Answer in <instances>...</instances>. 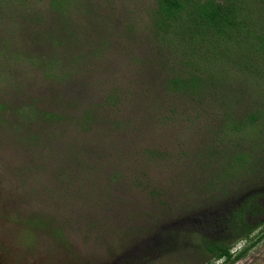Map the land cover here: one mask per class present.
<instances>
[{"label":"trees","instance_id":"obj_1","mask_svg":"<svg viewBox=\"0 0 264 264\" xmlns=\"http://www.w3.org/2000/svg\"><path fill=\"white\" fill-rule=\"evenodd\" d=\"M38 1H44L48 14H41L38 8L18 9L15 0H0V22H5L2 28L8 36L15 32L12 39L0 36L2 47H6L3 55L9 51L7 47L20 44L21 50H13L8 56L11 63L28 61V68L39 69L52 84H70L73 74H78L81 81L74 95L53 91L44 96L40 90L21 91L19 86L23 84L16 81L13 94L22 95L27 103L3 105L0 101V129L16 138L14 145L22 150L17 155L26 158L25 153L33 150L39 156L47 149L46 157H52L53 166L54 185L46 188L50 185L38 177L29 161L24 166L11 162V166L0 165V178L9 190L18 186V193L29 196L33 203L41 194H58L71 203L84 201L86 192L95 193L100 205L94 209L102 206L100 215L110 211L116 217L101 221V225L111 226L122 221L139 202L150 210H166L167 215L189 212L197 200H204L197 176L192 174L197 163L201 171L216 172L219 182L225 179L223 172L228 168V179L239 176L243 168L231 157H247L256 139L263 136L264 140V0H151L154 9L148 35H130L126 46L115 48L116 52H111L113 48L106 42L85 45L68 31V25H72L67 18L71 0ZM142 43L147 46L139 51ZM130 44L141 54H132ZM66 46L74 50L69 54L72 65L56 67L58 49ZM114 57L119 62H114ZM98 59L100 65L95 63ZM106 76L113 83L99 92H88L94 81ZM211 96L221 108L215 116L221 118L210 136L214 137L211 146H207L208 130L201 118L206 116ZM188 99L202 115L190 112ZM24 129L32 132L22 135ZM165 129L176 133L175 139L181 138L173 146L177 157H186L184 169L161 159L170 145L165 137L161 140ZM12 131L17 133L12 135ZM190 134L195 137L191 141L186 138ZM239 145L245 147L244 152L238 151ZM217 157H223L220 167L211 164ZM81 170V179L91 185L73 182ZM239 200L243 203L224 208L212 223L214 232L226 231L228 242H245L256 228H261L264 235V220L254 224L244 221L264 212V193L249 192L236 202ZM5 218L23 219L26 225L32 220L42 222L37 214L22 217L9 208ZM113 229L121 236L133 232L130 227ZM59 231L54 230V235L60 237ZM230 247L219 239L208 240L200 254L205 264H231L248 248L233 255ZM185 259L179 264H186Z\"/></svg>","mask_w":264,"mask_h":264},{"label":"rangeland","instance_id":"obj_2","mask_svg":"<svg viewBox=\"0 0 264 264\" xmlns=\"http://www.w3.org/2000/svg\"><path fill=\"white\" fill-rule=\"evenodd\" d=\"M15 1H17L16 5H19L16 6L18 9L28 7L29 10H33V8H38L41 14H48L47 8H43L44 1L41 3L38 0ZM70 5L71 9H69L70 13H68L67 18L72 22V25H68V31L78 35V39L84 44L89 45L93 41L106 42L109 47L113 48L110 51L116 52L115 48L126 46L125 43L129 41L130 35L137 38L140 36L146 37L150 31V13L154 9L151 0H71ZM4 23L3 21L0 22V36L5 38L10 36L12 39L15 32L13 31L8 36L2 28ZM12 42L14 43L15 40ZM130 45L132 54H141L137 51L136 46ZM2 46L3 44L0 43V82L1 80L4 81L0 83V101L3 105L27 103L22 95L13 94L12 86L16 84V81L23 84L19 86L21 91L30 92L32 90L36 93L35 91L40 90L43 96L46 94L51 95L53 91L74 95L75 90L79 89L81 79L78 74H73L70 84H68V81L61 84H52L43 77L39 69L28 68V61L11 63L8 56H11L13 50H21L19 46L7 47L9 51L4 55L3 51L6 47ZM146 46L145 43H142L139 45L138 50L140 51ZM24 47L26 48L25 45ZM36 49H32V52L35 50L33 52L35 53ZM73 52L74 50L69 46L58 49L59 62L58 60L55 61L54 65L56 67L59 64L63 66L66 63L67 66L72 65L69 56ZM78 52L82 53L81 50ZM124 56L128 58L127 53H124ZM62 57H67V60L64 62ZM116 58L118 57H114V62H119ZM83 61L88 64L86 59H83ZM95 63L100 65L101 60L98 59ZM71 71L74 72V69ZM1 78H5L6 81ZM111 83L113 82L109 81L107 76L102 77L100 81H94V84L89 86L90 91L88 92H99L103 86ZM25 95L30 94L26 93ZM186 105L191 113L194 112L195 116L197 105L193 100H186ZM205 110L207 112L205 113L206 116H203L201 112L197 113L202 115L201 121L208 130V132L205 131V143L207 146H211V140L214 137L210 136L219 125L218 120L221 118L215 116L221 110L215 97L211 96ZM37 124H34L35 128ZM177 127L181 128L182 126ZM29 132L32 131L26 129L20 131L22 135ZM14 133L17 132L12 131V135ZM165 133L166 135L162 136L161 140L165 137L170 145L166 154L163 155H166V157H161V159L173 162L180 169H184L182 165L186 157H177L173 146L177 144V141H181V138L175 139L173 136L177 134L171 133L169 129H165ZM21 134V138L25 137ZM51 135L53 136V134ZM260 137V139H256V146L250 152H247V157H231L240 163L243 168L239 176H235L233 179L231 177L230 179L227 178V175L229 176L231 173L229 168L223 172L226 174L225 179L219 182L216 172L201 171L199 163H197V168L192 174L197 176L198 184L204 193V200H197L198 202L191 206L189 212L185 214L176 212L167 215V213H164L166 210H150L148 205L145 206L139 202L137 206L126 212L122 221L111 226H108V224L107 226L105 224L101 225V221L106 220L109 222L111 218L116 220V217H113L110 211L100 215L98 211L104 209L102 206L99 208L100 210L94 209V207L98 208L100 205L95 193L87 194L86 192L83 195L86 198L84 201L68 203L62 200L58 194L55 196L48 194L42 197L40 192L41 195L37 196L39 201L33 203V199H30L29 196L18 193V186L9 190L10 188L0 178V264H179L183 258H186V264H205V260L200 254L202 245L208 240L214 241L217 239L230 245V252L233 255L248 246L243 256L231 264H264V235H261V228H256L245 242L240 240L228 242L229 239L225 240L226 231L214 232V224H212L217 220L216 215L222 214L224 208L230 209L242 204L243 201L239 200L238 203L236 200L241 199L244 194L249 192L258 193L259 191L264 193V140L263 136ZM186 138L191 141L195 137L190 134ZM16 142L15 137L8 136L0 129V165L5 167L7 164V167L11 162V164L24 166L29 161V166L34 167V172L38 173V177L46 180L48 185L53 184L52 157H46L47 149L42 150L39 156L34 155L33 150H31L30 154L25 153L24 156L27 157L24 158L17 155L19 150L20 153L22 150L20 146L14 145ZM222 147L225 148L224 143ZM238 151L244 152L245 147L239 145ZM200 158L203 159L204 157ZM215 159L211 164H214V167H220L223 157ZM36 168H40L41 171L36 170ZM45 173L49 174L45 175ZM188 174L190 173L188 172ZM83 175L84 173L81 170L73 182H83L85 185H91L89 180L81 179ZM33 182L40 185L39 180ZM218 182L219 185L217 186ZM49 187L52 186L46 188ZM46 188L44 191H46ZM94 188L96 189L95 186ZM84 190L82 189V191ZM223 190L225 192H221ZM50 191L49 189L48 192ZM54 191L55 189H53V193H56ZM27 198L29 201H25ZM50 198L57 201L54 202ZM86 206L92 207V210L86 208ZM8 208L11 213L16 212L22 217L37 214L41 217L39 220L42 222L37 224L32 223V220L31 224L26 225L23 219L19 221L8 220L5 218ZM94 214H98L99 217ZM262 220H264V212L256 217L244 218L247 224H254ZM95 221H99V224ZM113 226L116 229L117 227H124L125 229L130 227L133 228V232L121 236L118 231L113 229ZM56 229L60 230V237L54 235L53 232ZM218 229H221V225H218ZM214 264H219V262Z\"/></svg>","mask_w":264,"mask_h":264}]
</instances>
